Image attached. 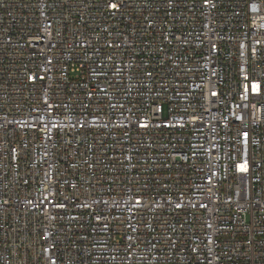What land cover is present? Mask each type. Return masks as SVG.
<instances>
[{
	"label": "built area",
	"instance_id": "built-area-1",
	"mask_svg": "<svg viewBox=\"0 0 264 264\" xmlns=\"http://www.w3.org/2000/svg\"><path fill=\"white\" fill-rule=\"evenodd\" d=\"M0 264H264V0H0Z\"/></svg>",
	"mask_w": 264,
	"mask_h": 264
},
{
	"label": "snow or ice",
	"instance_id": "snow-or-ice-1",
	"mask_svg": "<svg viewBox=\"0 0 264 264\" xmlns=\"http://www.w3.org/2000/svg\"><path fill=\"white\" fill-rule=\"evenodd\" d=\"M112 7H116V5H112ZM259 89V85H253V91H257ZM242 170H246L245 166H242Z\"/></svg>",
	"mask_w": 264,
	"mask_h": 264
}]
</instances>
